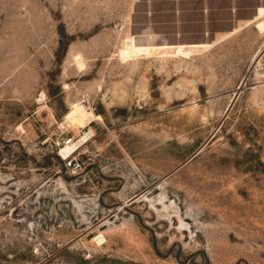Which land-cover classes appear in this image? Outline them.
<instances>
[{"label":"rangeland","instance_id":"obj_1","mask_svg":"<svg viewBox=\"0 0 264 264\" xmlns=\"http://www.w3.org/2000/svg\"><path fill=\"white\" fill-rule=\"evenodd\" d=\"M0 264H264V0H0Z\"/></svg>","mask_w":264,"mask_h":264},{"label":"bare ground","instance_id":"obj_2","mask_svg":"<svg viewBox=\"0 0 264 264\" xmlns=\"http://www.w3.org/2000/svg\"><path fill=\"white\" fill-rule=\"evenodd\" d=\"M87 134H84L81 136L77 141L72 142V140H69L64 143L63 146L60 147L59 149V154L61 157H66L69 155L81 142H83L86 139Z\"/></svg>","mask_w":264,"mask_h":264},{"label":"crops","instance_id":"obj_3","mask_svg":"<svg viewBox=\"0 0 264 264\" xmlns=\"http://www.w3.org/2000/svg\"><path fill=\"white\" fill-rule=\"evenodd\" d=\"M258 8H259V7H258ZM258 8H257V10H258ZM256 15H257V12H256V14L253 16V18L257 17ZM253 18H250L249 20H253ZM200 43H208V44H210V42H189V43H178V44L188 45V44H200ZM163 44H165V43H163ZM166 44L176 45V44H173V43H166ZM159 45H161V44H159Z\"/></svg>","mask_w":264,"mask_h":264},{"label":"built area","instance_id":"obj_4","mask_svg":"<svg viewBox=\"0 0 264 264\" xmlns=\"http://www.w3.org/2000/svg\"><path fill=\"white\" fill-rule=\"evenodd\" d=\"M70 140V138H68L66 141H69Z\"/></svg>","mask_w":264,"mask_h":264}]
</instances>
